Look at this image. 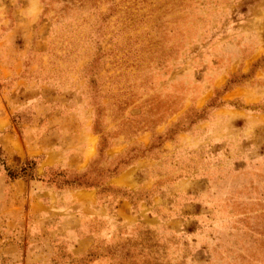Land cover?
<instances>
[{"label":"rangeland","instance_id":"rangeland-1","mask_svg":"<svg viewBox=\"0 0 264 264\" xmlns=\"http://www.w3.org/2000/svg\"><path fill=\"white\" fill-rule=\"evenodd\" d=\"M0 115L32 264H264V0H0Z\"/></svg>","mask_w":264,"mask_h":264},{"label":"crops","instance_id":"crops-1","mask_svg":"<svg viewBox=\"0 0 264 264\" xmlns=\"http://www.w3.org/2000/svg\"><path fill=\"white\" fill-rule=\"evenodd\" d=\"M15 27L13 26L8 31H12ZM1 116L0 120L3 119ZM0 127H2L1 124ZM0 131H3V129H0ZM11 138L14 137L5 133L1 134L0 138V144L8 156H13L17 152L8 144ZM23 185L24 182L20 179L8 182V175L0 170V264H20L22 261L26 264L35 263L37 259L32 256L36 255L32 245L35 246L36 244L37 235L40 234L38 230L47 229V223H50L47 220H42V211L37 212L32 205L23 206L20 194ZM35 198L32 195L28 196L32 204L37 202ZM53 218L50 217L52 222ZM58 219L60 220L56 223L58 232L67 233L70 239H74L78 218L73 217L70 220L71 217L69 216H60ZM86 238L78 239V252H80V241ZM22 242H26L29 246L27 253H22Z\"/></svg>","mask_w":264,"mask_h":264},{"label":"trees","instance_id":"trees-1","mask_svg":"<svg viewBox=\"0 0 264 264\" xmlns=\"http://www.w3.org/2000/svg\"><path fill=\"white\" fill-rule=\"evenodd\" d=\"M12 177H13V175H12ZM15 179H17V177H16V176H14V177H13V180H15Z\"/></svg>","mask_w":264,"mask_h":264}]
</instances>
